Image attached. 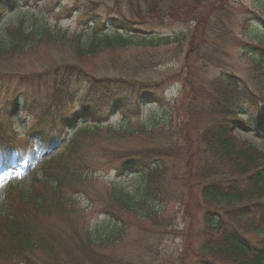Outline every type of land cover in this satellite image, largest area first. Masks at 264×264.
<instances>
[{"label":"trees","instance_id":"16d2710c","mask_svg":"<svg viewBox=\"0 0 264 264\" xmlns=\"http://www.w3.org/2000/svg\"><path fill=\"white\" fill-rule=\"evenodd\" d=\"M24 1L0 0V19L5 11ZM85 1L77 0L79 7L80 4L90 7L87 12L77 13L74 7L67 12L60 6L56 8L66 17H80L77 22L81 25L80 32L69 36L58 22L49 26L43 16L32 17L29 27L20 22L16 30L9 29L5 37L0 38V55H25L41 44L70 45L78 57L94 56L111 47L127 49L133 46L151 50L118 59L110 68L106 64L99 71L94 70L95 73H87L72 63L32 74L36 81L26 82L18 100L10 97L0 107L1 155L6 150L4 145L10 142L8 132L14 130L15 117L21 114L23 105L27 116L31 114L43 126H35L37 132L32 135L33 139L12 156L15 160L23 159L27 152L31 154L28 160H35L38 154L33 149L35 141L42 144L44 151L53 150L66 137L68 129L82 121L87 122L76 129L72 141L102 128L107 134L118 136L150 132L147 133L150 145L124 152L110 164L117 179L125 175L136 176V188L125 192L113 180L107 198L113 205H109L111 208L126 214L134 213L154 227L151 233L158 234V241L176 230L178 235H183L179 239L182 248L177 249L179 242H175L169 255L165 252L159 258L162 252L157 245L153 246L155 249H149L153 262L165 264L167 258H171L177 264H185L188 258L191 264H264V152L241 143L234 135L236 127L240 126L252 128L255 134L264 137V84L261 91L256 90L258 93L244 86L224 58H220L224 56L222 39H226L221 24L231 16L221 10L230 6V1ZM214 3L219 5L212 9ZM74 9L75 13L71 14ZM175 21L186 23L185 30L164 36L158 29ZM107 29L110 32H106ZM82 41H87L86 46ZM169 45L176 48L169 49L166 47ZM159 47L164 48L156 50ZM249 51L251 62L264 79V43H256ZM209 68L216 69V73L206 78ZM7 75L14 76L0 71V78ZM29 78V75L21 77L22 80ZM79 81L85 83L89 89L87 93H65V99L58 96L65 101L63 107L51 112L43 106L39 111L48 115H44L45 118L36 115L34 105L42 106V103H32L35 90H68L80 84ZM44 82L46 86H41ZM175 83L187 89L189 96L182 120L172 125L163 96ZM90 91H94L93 94L89 95ZM95 92H104V96ZM120 97L131 100L123 102ZM133 100L136 107L128 106ZM142 105H156L158 115H147L146 121L139 122L132 130L127 114L133 115L135 111L139 114ZM116 115L120 117L116 130L102 121ZM8 157L11 159L10 155ZM4 160L1 159L0 167L5 168L8 164ZM57 167V163L46 164L42 171ZM49 176L53 175L42 178L48 186L46 192L36 190L34 185L26 192L18 187L7 192L16 191L17 197L13 200L16 206L12 202L0 204V244L5 243L0 261L31 263L29 260L39 251L43 258L37 264L153 263L146 255L135 260L132 255L117 261L105 256L103 250L119 240L125 231L124 223L116 213L107 212L108 223L103 226L82 224L77 230L76 224L67 223L64 214L74 213L72 203L88 197L90 187L86 184L92 183L93 170H69L61 177L54 175L52 180ZM37 180L34 178L33 183ZM190 189L197 190L195 195L202 209L195 237L188 235V224L185 229H177L165 220L163 213L170 202L181 207L195 200ZM47 217L54 218L57 231L45 226ZM247 234L252 238L246 237Z\"/></svg>","mask_w":264,"mask_h":264},{"label":"rangeland","instance_id":"374dc122","mask_svg":"<svg viewBox=\"0 0 264 264\" xmlns=\"http://www.w3.org/2000/svg\"><path fill=\"white\" fill-rule=\"evenodd\" d=\"M86 2L85 0H80ZM230 6L225 7L221 12L224 14H231L230 18L227 19L222 25L224 35L226 39H222L224 46V58L227 66L233 70V72L241 79L244 86H248L255 92L261 91V87L264 84V79L260 71L254 67L252 60L251 49L256 43H264V0H229ZM213 5V6H212ZM212 9L217 7L219 4H212ZM60 6V9L66 11L73 7L79 12H87L90 7L86 5H78L77 0H25L24 2H18L14 9H8L2 15L0 19V38L5 37V33L9 29L16 30L20 22L24 23V27H29L30 19L32 17L43 16L44 22L49 26L54 25L58 22L59 26L63 30H67V34L72 36L82 29L81 25L77 24L80 17H66V14H60L61 11H57L56 8ZM210 10L211 7H206ZM76 9L72 10L71 14L75 13ZM100 9V8H99ZM6 10V9H5ZM186 23L181 21H175L174 24H166L159 27L160 32L163 35L176 34L184 31ZM109 29L106 30L108 32ZM110 32V31H109ZM72 38V37H71ZM86 46L87 41L81 42ZM169 49L176 48L175 45L166 46ZM164 47H159L156 50H163ZM150 51V48H136L130 46L127 49H117L111 47L103 50L94 56L78 57L73 48L66 44H55L47 46L44 44L38 45L25 55H14L9 54L0 55V71L7 72V74H14V76H2L0 78V107L4 105L9 98L18 100V94L21 90L25 89L26 82L33 83L36 79L33 78L32 74L43 73L48 70H52L54 67L63 64L75 63L78 67L82 68L87 73H95L94 70L99 71L104 65L108 64L109 68L113 65L112 63L117 62L118 59L130 58L134 53L139 51ZM73 65V64H72ZM216 69L209 68L206 71V78L214 76ZM203 74V73H202ZM205 74V72H204ZM203 74V75H204ZM29 75V79L22 80L21 77ZM53 76V74H51ZM39 79V76H37ZM80 84L71 86L68 90L61 91H49L37 89L35 97L31 100L32 103H42V106L35 104L34 107L37 109V116H44L48 114L39 111L44 106L45 110L55 111L58 108L63 107L64 100L58 98L62 96L65 99V95L70 94L73 91H77L78 94L87 93L89 90L85 83L79 81ZM40 86V85H39ZM41 86H46L45 82ZM33 90V89H32ZM94 91H90L89 95L93 94ZM66 93V94H65ZM258 93V92H257ZM65 94V95H64ZM77 94V95H78ZM94 94L104 96V92H95ZM14 95V96H13ZM189 92L184 89L180 84L171 85L164 93V105L170 110V118L172 125L179 124L182 120L184 108L188 102ZM123 102H129V98L120 97ZM20 99V98H19ZM130 107L133 105L136 107V102L127 104ZM67 106V105H66ZM66 108L69 109V106ZM24 105L22 106L21 114L15 117L14 130L8 132L9 143L4 145L6 148L1 155L0 150V161L5 158L4 162L8 163L2 169L3 173H0V204H9L12 202L13 206H16L13 200L16 199V191L11 194H6L7 191H12L21 187L23 192H26L31 185L35 186L36 190L41 192L47 191V185L43 182L45 175H56L61 177L69 170L74 172H89L93 170V179L88 190L87 196L82 197L79 203L73 202L74 213L64 214L67 223L76 224L77 230L80 229L82 224H89L92 227L106 225L107 212L116 213L117 216L122 220L125 226V231L117 241H113L108 244L103 250L106 257L111 258L113 261L119 259L130 258L133 255L135 260L138 256L146 255V258L153 262L155 261L149 256V249H155L153 246L157 245V249L161 251V256L165 252L169 255L173 248H175V242H179L177 249H181L180 238L183 235H178L177 230L167 237L164 236L161 241H158V234L151 233L154 231V227H150L149 224L138 218L134 213L126 214V212L118 209L111 208V202L107 198V192L109 185L113 180H116L120 187L125 192H132L137 186V177L132 175H125L119 179L116 178V173L111 169L112 160H116L124 152H130L135 149L143 148L146 145H150L147 139L150 137L147 133L141 131L127 136L124 134L110 135L107 134L105 128H102L96 133H90L84 136H77L73 141V135L78 128H82L87 121H82L78 125L69 128L66 137L58 142V145L51 151H44L42 144L37 141L33 142V148L38 154L35 160L30 162L28 160L29 152H27L23 159L15 160L12 156L17 152H21L33 139L32 135L37 132L35 126H43L38 120L34 119L31 114L27 116ZM159 108L156 105H142L139 114L136 111L131 114H127L131 129L138 127L139 122L146 121L147 115L154 113L158 115ZM39 113V114H38ZM33 115V114H32ZM243 117V116H241ZM35 118H37L35 116ZM45 118V116H44ZM119 116H110L102 119L106 124H111L114 130L118 128L120 124ZM161 125V124H160ZM234 135L241 140V143L248 144L251 148H255L257 151L264 152V137H260L254 133L252 128L245 129L240 126L236 127ZM68 141V142H67ZM72 141V142H71ZM67 142V144H66ZM71 142V143H70ZM66 144L67 146H64ZM13 152V153H12ZM25 154V153H24ZM11 159H9V156ZM2 163V161H1ZM57 163V169L42 171V168L46 164ZM0 167V168H1ZM7 171V172H6ZM48 177V178H53ZM34 178L38 180L34 182ZM42 179V180H41ZM39 180H41L39 182ZM52 180V179H51ZM72 187V186H70ZM68 190L65 194L68 195ZM189 193L195 198V200L188 201L187 205L178 207L174 202H170L163 210L165 220L178 229H185L187 224L189 225L188 235L195 237L198 235V223L197 220L200 218L202 209L200 201L196 198L197 190L190 189ZM71 195V192H69ZM110 205V206H109ZM76 212L78 214H76ZM184 213L188 214L189 217H185ZM44 224L49 229L57 231L55 226L54 218L47 217L44 220ZM179 229V230H180ZM253 236H255L253 234ZM246 237L252 238V235L247 234ZM171 239L174 240L171 241ZM182 240V239H181ZM5 243L0 244V254L4 250ZM174 246V247H173ZM153 254V253H152ZM43 258L39 251H36L29 262L24 264H37L39 260ZM163 261L162 259H160ZM148 263L147 260L144 261ZM185 264H191L190 259H185ZM0 264H18L15 262H2ZM152 264H156L153 262ZM165 264H177V261L171 258H167Z\"/></svg>","mask_w":264,"mask_h":264}]
</instances>
